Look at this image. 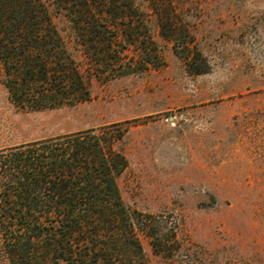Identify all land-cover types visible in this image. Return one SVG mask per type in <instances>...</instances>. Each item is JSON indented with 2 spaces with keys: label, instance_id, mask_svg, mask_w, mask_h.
Segmentation results:
<instances>
[{
  "label": "rangeland",
  "instance_id": "obj_1",
  "mask_svg": "<svg viewBox=\"0 0 264 264\" xmlns=\"http://www.w3.org/2000/svg\"><path fill=\"white\" fill-rule=\"evenodd\" d=\"M42 1L56 32L34 55L68 88L19 108L0 68V148L112 132L124 201L176 232L163 255L140 234L150 264H264V0H120L142 12L96 22Z\"/></svg>",
  "mask_w": 264,
  "mask_h": 264
},
{
  "label": "trees",
  "instance_id": "obj_2",
  "mask_svg": "<svg viewBox=\"0 0 264 264\" xmlns=\"http://www.w3.org/2000/svg\"><path fill=\"white\" fill-rule=\"evenodd\" d=\"M103 2L76 8L77 0H56L53 10L86 13L95 22V14L142 12L134 2ZM151 8L158 16L169 12ZM52 20L42 0H0V68L19 108L53 104L68 88L56 53L34 55L56 32ZM122 139L90 129L0 148V264H150L140 234L156 255L173 254L175 229L123 199L119 179L129 162Z\"/></svg>",
  "mask_w": 264,
  "mask_h": 264
}]
</instances>
